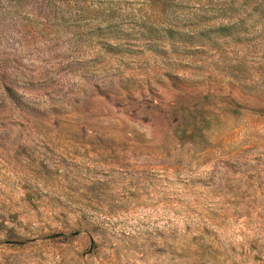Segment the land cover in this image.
<instances>
[{
	"label": "rangeland",
	"instance_id": "rangeland-1",
	"mask_svg": "<svg viewBox=\"0 0 264 264\" xmlns=\"http://www.w3.org/2000/svg\"><path fill=\"white\" fill-rule=\"evenodd\" d=\"M0 264H264V0H0Z\"/></svg>",
	"mask_w": 264,
	"mask_h": 264
}]
</instances>
